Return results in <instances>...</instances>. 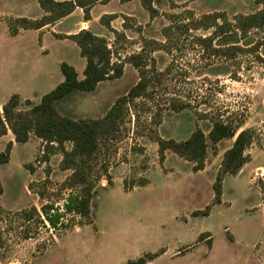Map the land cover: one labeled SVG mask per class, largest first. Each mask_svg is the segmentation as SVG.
I'll use <instances>...</instances> for the list:
<instances>
[{
    "label": "rangeland",
    "instance_id": "1",
    "mask_svg": "<svg viewBox=\"0 0 264 264\" xmlns=\"http://www.w3.org/2000/svg\"><path fill=\"white\" fill-rule=\"evenodd\" d=\"M157 2L155 24L128 19L130 38L121 32L110 42L124 75L58 104L63 116L105 117L140 79L131 55L148 56V96L129 104L119 130L101 139L89 162V218L68 215L70 225L60 230L37 214L28 220L25 211L45 204L64 210L81 188L68 185L74 170L64 168L56 142L33 134L18 143L12 131L0 140V151L14 142L10 161L0 165V264H127L149 253L158 256L148 264H264V27L235 30L236 17L262 11L263 0ZM215 117L259 133L246 151L250 161L225 177L217 204L213 185L235 139L209 142L200 171L171 149L162 158L157 142L186 140L197 128L208 135ZM143 180L149 183L138 186Z\"/></svg>",
    "mask_w": 264,
    "mask_h": 264
},
{
    "label": "trees",
    "instance_id": "2",
    "mask_svg": "<svg viewBox=\"0 0 264 264\" xmlns=\"http://www.w3.org/2000/svg\"><path fill=\"white\" fill-rule=\"evenodd\" d=\"M39 1L47 11L51 12V15L37 21L18 19L16 23L26 27L40 28L67 16L77 6L84 7L86 17L89 18L91 7L100 0ZM142 3L152 16L156 15L154 0H142ZM220 18L222 16H217L215 20L218 21ZM102 21H105V17ZM15 26L16 24L12 25L13 32L17 31ZM262 27H264V8L254 14L236 17L235 30L247 33L253 28ZM71 38L76 41L82 56L87 59L84 78L80 79L77 69L64 62L61 69L65 80L45 94L40 102L24 101L20 94L15 93L3 105L2 109L0 108V137L12 131L18 143H27L33 134L49 144L56 142L58 148L64 152V168L74 170L67 180L68 185L70 187L80 186L81 189L69 199L64 210L55 207L53 204H45L42 206L41 212L37 208L25 211L28 220L37 214L45 226L49 225L54 230L67 228L70 225L68 215L89 218L91 202L94 197V167L89 162L99 150L101 139L108 135L113 136L119 130L129 104L136 103L140 97L148 96L152 81L151 75L148 73V66H150L148 56L142 50L131 55L130 59L131 63L139 70V81L131 87L126 95L116 101L105 117L101 119H74L63 116L58 108L59 102L69 98L75 92H93L101 82L119 79L124 75V64L112 61L113 52L106 38L89 30H82ZM25 106L27 108H24ZM176 108L182 110L183 107ZM224 139L235 140L231 148L225 152L221 169L213 185L214 202L217 204L222 202L225 177L238 174L250 161V155L246 154V151L259 139L258 130L253 127L244 128V123L241 121L237 123L234 120L215 117L212 120V127L208 135L203 129L197 128L186 140L178 141L161 137L157 139V142L160 145L162 158L165 157V151L171 149L186 160L194 162V170L200 171L204 170L206 166L209 142L219 143ZM67 142L73 144L71 150L66 148ZM13 146L14 142L9 141L5 150L0 151V165L10 161ZM148 183L147 180H143L137 185L143 186ZM2 193L3 185L0 180V195ZM210 210L211 207H208L202 214L207 216L210 214ZM157 256L156 253H149L136 260H129L127 264H148Z\"/></svg>",
    "mask_w": 264,
    "mask_h": 264
},
{
    "label": "crops",
    "instance_id": "3",
    "mask_svg": "<svg viewBox=\"0 0 264 264\" xmlns=\"http://www.w3.org/2000/svg\"><path fill=\"white\" fill-rule=\"evenodd\" d=\"M0 2L4 3L0 8V89L4 93L0 98L1 109L15 93L24 100L40 102L45 94L65 80L61 69L64 62L73 65L79 78H84L87 59L71 36L89 30L106 38L111 48L110 42L121 32L130 38V31L134 30L126 25L128 19H134L135 26H138L150 21L153 25L161 18H152L142 0H100L91 7L89 18L85 8L77 6L67 16L35 28L22 26L16 21H37L51 15L39 0ZM154 6L159 8L157 0H154ZM104 17L105 21H102ZM14 24L16 32L12 31Z\"/></svg>",
    "mask_w": 264,
    "mask_h": 264
}]
</instances>
